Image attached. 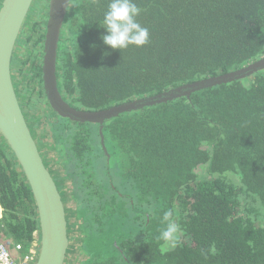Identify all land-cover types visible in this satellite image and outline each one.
<instances>
[{"label": "trees", "instance_id": "trees-1", "mask_svg": "<svg viewBox=\"0 0 264 264\" xmlns=\"http://www.w3.org/2000/svg\"><path fill=\"white\" fill-rule=\"evenodd\" d=\"M135 2L150 39L120 50L101 39L109 0H73L58 77L77 108L106 109L264 55V0ZM29 24L33 31L23 29L17 44L43 49L46 22ZM37 59L38 51L20 65H30V81L46 99ZM50 115L65 170L51 171L66 204L68 253L75 238L86 254L78 264H264V70L122 113L102 129ZM2 209L0 244L10 243L14 256L16 243L27 252L40 237L36 202L0 133V215ZM167 211L182 235L161 252Z\"/></svg>", "mask_w": 264, "mask_h": 264}, {"label": "water", "instance_id": "water-1", "mask_svg": "<svg viewBox=\"0 0 264 264\" xmlns=\"http://www.w3.org/2000/svg\"><path fill=\"white\" fill-rule=\"evenodd\" d=\"M35 0H3L0 7V133L22 166L40 220V249L35 264H65L70 247L66 204L47 166L21 104L13 74L18 40ZM73 0H48L42 53L43 87L50 109L73 122L104 123L125 112L143 109L196 90L239 80L264 70V55L226 73L194 80L164 92L133 98L106 109L87 110L69 102L60 85V42Z\"/></svg>", "mask_w": 264, "mask_h": 264}, {"label": "rangeland", "instance_id": "rangeland-1", "mask_svg": "<svg viewBox=\"0 0 264 264\" xmlns=\"http://www.w3.org/2000/svg\"><path fill=\"white\" fill-rule=\"evenodd\" d=\"M39 4L38 6L36 5ZM36 6V7H34ZM35 8L38 10L36 11ZM48 15V0H35L30 16L26 20V25L24 26L25 31H33L30 27L31 22L38 21L39 24H45ZM28 24V25H27ZM35 36L38 34L35 32ZM38 51V61L42 59L43 49L32 47V43L28 45H17L15 49V62L13 64V74L14 81L17 86L18 92L21 94V102L23 105L24 112L30 123L32 133L37 140L40 151L45 159V162L50 170L54 172H59V174H64L65 170L61 164V158L59 152L55 147V141L53 137V130H51L50 120L53 121L50 115V108L47 104L46 99H43L39 95L38 83L30 81L29 66L20 65L21 58L31 59L33 55ZM19 59V60H18ZM18 60V61H17ZM36 86V87H34ZM36 99L37 101H31L33 104H28L30 99ZM55 167V168H54ZM56 170V171H55ZM51 171V172H52ZM56 179V177H55ZM57 183L60 185L58 179ZM61 186V185H60ZM70 185L66 183L64 189H70ZM69 194L66 195V202L68 207L73 206V199L67 198ZM74 221V216L70 215ZM75 240V238H74ZM70 252L68 253L66 264H78L79 260L86 258L85 252L82 250L81 242L79 240L74 241ZM75 248V249H74ZM97 249V248H95Z\"/></svg>", "mask_w": 264, "mask_h": 264}, {"label": "clouds", "instance_id": "clouds-1", "mask_svg": "<svg viewBox=\"0 0 264 264\" xmlns=\"http://www.w3.org/2000/svg\"><path fill=\"white\" fill-rule=\"evenodd\" d=\"M141 11L135 0H109L103 22L100 23L101 27L105 28L107 32L106 35L102 34L101 36L104 44L112 49L120 50L127 49L130 45L136 47L146 45L149 42L150 34L148 28L142 26L137 20ZM163 221L166 222V227L159 236L162 241L160 250L166 252L179 242L182 229L177 220L173 219L171 211L164 213ZM36 235L39 237L38 231ZM209 252L213 255L216 254L215 245L210 246Z\"/></svg>", "mask_w": 264, "mask_h": 264}, {"label": "built area", "instance_id": "built-area-1", "mask_svg": "<svg viewBox=\"0 0 264 264\" xmlns=\"http://www.w3.org/2000/svg\"><path fill=\"white\" fill-rule=\"evenodd\" d=\"M10 243L0 244V264H35L38 258L40 244L39 239L33 240L28 247V251H24L21 243L13 244V249L17 252L14 256L10 249Z\"/></svg>", "mask_w": 264, "mask_h": 264}, {"label": "crops", "instance_id": "crops-1", "mask_svg": "<svg viewBox=\"0 0 264 264\" xmlns=\"http://www.w3.org/2000/svg\"><path fill=\"white\" fill-rule=\"evenodd\" d=\"M3 210V209H2ZM0 216H2V212H1V215Z\"/></svg>", "mask_w": 264, "mask_h": 264}]
</instances>
